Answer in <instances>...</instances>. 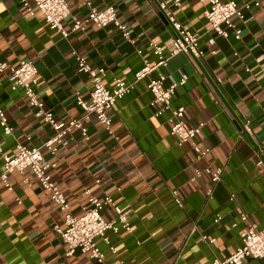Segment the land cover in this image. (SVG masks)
Returning <instances> with one entry per match:
<instances>
[{"label": "crops", "instance_id": "1", "mask_svg": "<svg viewBox=\"0 0 264 264\" xmlns=\"http://www.w3.org/2000/svg\"><path fill=\"white\" fill-rule=\"evenodd\" d=\"M65 1L70 13L63 20L66 31L72 17L87 16V2L96 9L112 5L134 43L112 25L92 23L62 38L39 11L30 15L22 0H0V62L8 68L23 59L32 61L37 98L60 126L82 117L77 97L87 101L91 90L88 77L77 70L73 50L104 69L107 88L116 79L132 83L144 59L156 61L150 44L159 45L164 55L170 51L174 31L169 12L198 39L203 55L172 57L107 111L111 134L91 116L82 122L88 139L74 131L65 138L67 145H56L55 155L44 147L53 132L42 112L0 73V109L13 129L5 135L0 127L3 153L14 156L21 144L55 162L48 174L74 216L87 208L86 190L100 200L113 198L126 212L131 233H106L114 254L101 239L95 240L108 264H213L226 259L249 223L264 227V0L245 11V24L237 23L239 40L224 26L227 38L210 29L204 18L207 0H178V5L175 0ZM221 1L242 5L249 0ZM158 73L165 76V85L187 77L171 104L184 109L187 126L202 124L192 143L207 151L203 157L191 142L179 144L171 135L167 112L156 116L162 107L153 103L147 84ZM206 167L222 169L220 182L212 185L205 173L192 180L196 170ZM8 182L10 188L0 183V264H98L78 250L65 255L66 246L54 231L63 214L29 171L8 175ZM101 216L113 221V208L105 206ZM242 264H264V259Z\"/></svg>", "mask_w": 264, "mask_h": 264}, {"label": "built area", "instance_id": "2", "mask_svg": "<svg viewBox=\"0 0 264 264\" xmlns=\"http://www.w3.org/2000/svg\"><path fill=\"white\" fill-rule=\"evenodd\" d=\"M22 2L30 15H33L34 10L39 11L48 27L60 34L62 38H67L72 32L84 31L86 25L92 23L99 28L112 25L120 31L127 42L134 43L130 38L127 27L119 21L112 5L103 9H96L87 2V16L82 20L72 17V26L68 32L63 28V20L70 15L65 0H22ZM207 3L208 7L204 11V18L210 25V29L217 35L227 38L228 33L224 30V26L232 31L234 38L237 40L240 39L242 32L237 23L245 24V11L259 6V0H249L242 5H238L234 1L221 0H207ZM174 4L178 5V0H175ZM161 7L164 9L165 5L161 4ZM167 18L174 31L170 51L167 55H164L159 45L150 44L156 61L154 64H150L144 59L142 67L134 73V81L132 83H125L120 79H116L113 88H107L103 83V78L105 77L104 69L93 67L74 50L71 52L75 58L78 72L88 77L91 83V90L87 101L77 97V105L83 112L82 117L69 120L64 126H60L56 122L51 111L43 110V104L37 98L35 92L37 69L32 61L23 59L16 66L8 68L0 62V73L4 74V78L10 83L11 89H21L30 105L42 112L44 123L51 128L53 134L44 144V147L51 155L56 154V145H67L65 138L74 131H78L87 140V128L82 122L88 121L91 116H94L104 130L111 134V119L107 111L117 100L128 94L133 89L134 84L147 78L157 68L167 66L168 61L179 53L196 58L203 55L198 48V39L169 12L167 13ZM186 80L187 77L183 76L178 83L165 85V76L162 73H158L147 84V89L153 97V103H158L162 107L156 113V116L164 112L169 114L170 133L176 137L179 144L192 143L202 127V124L195 127L187 126L184 121V109L172 107L171 99L176 88L184 85ZM0 127L5 135H11L13 132L2 109H0ZM192 149L199 157H203L207 152L202 151L194 143H192ZM16 150L17 153L14 156H8L3 153L0 147V183L6 188H10L8 175L14 172L23 173L26 170L29 171L40 187L48 193L53 208L63 214L62 225H55L54 231L66 246L65 255L69 257L78 250L83 254H87L98 264H108L104 260V253L97 247L95 240L101 239L108 246L109 251L114 254L115 250L110 245L106 233L111 231L114 234H118L121 229L131 233L126 212L117 206L112 197L107 196L100 200L91 196L90 191L86 190L85 194L88 197L87 208L84 209V213L81 216H74L70 212L68 201L60 192L58 186L52 182L48 174L50 169L56 167V163L46 161L40 150L36 148H27L17 144ZM203 173L207 174L212 185H215L221 180L222 169L206 167L202 171L196 170L192 180L200 177ZM212 191V188L207 191V199H211ZM173 196L175 203L180 205L176 191L173 192ZM108 205L113 208L115 213L113 221H105L101 216V210ZM246 217L245 214H241V220H246ZM217 220L218 218L215 219V222ZM202 238L205 239L206 237L203 236ZM246 259H264V227L257 228L255 224L249 223L245 231L240 234V245L236 250L224 260L214 259L213 264H242Z\"/></svg>", "mask_w": 264, "mask_h": 264}]
</instances>
